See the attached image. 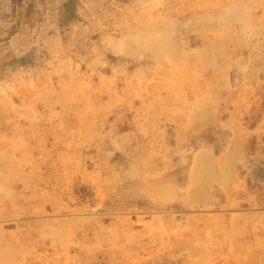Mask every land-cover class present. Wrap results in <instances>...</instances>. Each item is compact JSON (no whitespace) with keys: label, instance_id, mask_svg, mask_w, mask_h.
<instances>
[{"label":"rangeland","instance_id":"1","mask_svg":"<svg viewBox=\"0 0 264 264\" xmlns=\"http://www.w3.org/2000/svg\"><path fill=\"white\" fill-rule=\"evenodd\" d=\"M0 264H264V0H0Z\"/></svg>","mask_w":264,"mask_h":264}]
</instances>
